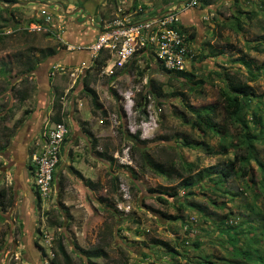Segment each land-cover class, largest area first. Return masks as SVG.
Returning <instances> with one entry per match:
<instances>
[{
  "label": "rangeland",
  "instance_id": "obj_1",
  "mask_svg": "<svg viewBox=\"0 0 264 264\" xmlns=\"http://www.w3.org/2000/svg\"><path fill=\"white\" fill-rule=\"evenodd\" d=\"M53 1L58 0H18L16 5L9 7L13 21L6 30H3L4 38L0 41V111L2 106L5 109L14 107L15 111L10 118L6 119L5 123H0V145L3 144L5 136L11 131H14L11 141L17 137L20 138L24 122L30 116L29 114L24 116L23 112L26 110L30 113L33 112L37 94L36 89L32 90L29 99L20 104L15 94L10 92L8 82L15 89H18L16 88L18 85L16 77L19 71L23 69L24 64L31 60V54L37 56L40 51L48 48L62 51L63 46H65L60 37L65 31H68L69 26L66 22L70 16L64 13L61 22L59 19L62 15L61 7H57L58 5L55 4L46 5L47 2ZM263 1L212 0L213 3L207 7L209 9L208 21L214 27L212 35H217L221 49H225L227 46L229 48L225 51L223 59L215 60L213 63H207L206 60V62L199 63L195 61L194 63L200 64L195 72L199 77L213 71L221 72L222 69H225L229 74H236L240 80L247 82L259 96V99L255 100L258 103L251 104V108L258 106L264 117V73L256 71L264 64V54H258L251 50L259 42L264 43ZM109 4H115V2H109ZM79 6L80 3L78 2L74 4L75 9ZM237 9H240L243 13L238 15ZM109 10L111 9L108 8V12ZM101 11L105 15L108 14L104 9H100L99 14ZM250 12L255 13V18L252 21L246 19V14ZM233 16L240 20L241 32L237 33L236 30L231 28L230 24L234 22ZM112 18L113 16L105 19L110 20ZM31 20H38L41 24H30ZM99 24L102 25V22ZM48 33L51 35L46 36ZM241 55L245 56L246 60L253 61L254 73L259 75L255 82L249 83L245 69L232 62ZM143 59L136 58L135 70L130 74L119 73L121 71L116 72L114 76H117L113 81H109L110 78H98L94 76L93 72L84 76V79L88 78L89 86L97 94L103 109L116 118L117 127L114 130H111V126L107 121L104 124H99V132H96V134L98 136V134L103 133V135L100 137L101 145L98 144L97 151L100 152L107 145L108 156L113 159L116 150L130 147V143L118 135L117 129L121 124L122 130L130 133L128 127L132 126L134 132H140L141 140L149 142L145 148L147 154L172 176L168 179L166 176L157 175L150 170L140 171L137 165V157L132 156V154L134 168L130 169L136 172V179H132L125 169L120 168L117 164L109 165L107 163L109 165L108 172H111V174L109 173L104 177V189H106V192L110 189V175L118 178V180L125 181L132 196V212L127 216L116 213L112 216V210L107 209L105 205L102 206L99 201V209H97L99 213L98 211V214L90 213L89 218H86L87 222H85L83 214L72 217L70 221V217L65 218L63 222L66 226L71 225V228H78L76 230L71 229V231L64 228L66 229L65 233L68 234L66 237L68 236L69 240L80 244L81 248H92L99 244L98 234L103 228V224H107L111 228V236L108 238L109 249L107 251L110 260L113 262L127 261L128 264H172L176 262L201 264L208 261L213 264H227L225 259L232 260V252L225 241L224 235L218 231L220 222L227 216L228 218L224 222L238 229L244 228L245 226L241 224H244L249 218L252 219L253 222L250 224L256 230L250 237H255V240H258V245H255L257 249L264 250V230L260 229L264 227V222H260L253 214L248 212V207L253 202L252 195L245 192L244 181L239 175L233 176L219 187L221 192L226 193L225 195H222L219 191L210 193V183L204 178L202 182L191 189L194 196L189 197L187 196L189 190L180 187L181 181L185 178L179 179L176 175L180 173L179 169L183 164L195 165L197 169H195L193 175H196L210 167L220 168L233 158L235 150L228 147L226 152L217 156L205 153L206 144L215 152L222 151L219 138L205 137L197 130H193L189 124L192 117L189 110L186 109L187 105L194 109L214 105L218 101V90L224 88L225 84L215 81L213 84L203 85L202 94H198V91L191 92L188 90L189 86L184 85V82L162 71L154 63L152 56L149 59ZM53 60V57L49 58L43 64L52 63ZM4 66L6 69H4ZM3 69L6 70L5 75L1 74ZM150 80H154L163 86V99L155 100L154 97L147 94L150 91ZM33 82H35L34 79ZM64 85L67 87L68 83L65 82ZM110 89L116 93L117 98L112 97L111 92H109ZM72 90L69 91L67 96L72 95ZM129 90L132 92L130 115L124 112V103L119 101L121 94ZM78 93L75 96L85 99L86 104L89 103L90 105L88 97H85L82 91ZM139 94L145 97L146 100L139 101ZM179 94L185 96V101ZM136 101H139L140 104L137 105ZM142 110L147 114L146 120L140 118ZM84 113L86 116L88 115L87 111ZM88 117L91 118L89 115ZM97 119L100 120L101 116L96 114ZM20 120H22V124L13 127ZM221 120L222 115L219 117V124H221ZM185 121L189 122L185 123ZM228 135H231L232 138H227L224 145H235L236 139L233 138L235 131L232 127L228 128ZM185 139L191 144L190 147L183 145ZM258 149L263 152L264 143L258 146ZM7 151L5 154L0 155V164L3 167L0 173V190H6L10 187V193H14L13 188L15 185L11 179L10 170H8L10 168H8L5 161ZM69 176L72 175L69 174ZM172 189L178 194L176 198L172 199L161 195L164 193L170 194ZM17 195L13 194L10 207H7L4 212L0 210V247L2 248L0 251V264H26L27 254L25 249L20 247L22 243H25V239H23L24 231L18 208L21 198L19 199V195ZM73 195L68 194V196ZM106 195L108 197V194H96L98 200L105 199ZM62 196L63 194H61L60 201H58L57 196L53 194L48 207L44 210L42 208L38 210L39 222L34 229L33 238H35L37 244H42L46 254L47 250L44 247V239L40 231L46 232L53 239L57 237L62 228L59 227L62 226V222L57 219L59 218L58 215H62L60 213L63 212L68 214V210L65 209L64 205H60V202L63 201ZM159 198H163L168 205H162L158 202ZM1 202L2 199L0 198V204ZM211 202H215V204L213 205ZM188 204H195L199 206V209L188 207ZM257 205L264 209L263 201L258 202ZM200 209L201 211H199ZM46 213H50L52 219L57 221L52 226L49 223L55 221L49 222ZM162 214L180 220L167 221L161 216ZM53 226L54 229L52 230ZM154 240L168 244L178 255L167 252V249L163 247L154 246L152 244ZM194 244L198 245L197 248ZM66 247L70 250L68 244H66ZM40 256L43 259L42 262L46 263L44 254H40Z\"/></svg>",
  "mask_w": 264,
  "mask_h": 264
},
{
  "label": "trees",
  "instance_id": "obj_2",
  "mask_svg": "<svg viewBox=\"0 0 264 264\" xmlns=\"http://www.w3.org/2000/svg\"><path fill=\"white\" fill-rule=\"evenodd\" d=\"M18 0H0V41L4 38L3 30H6L9 27V24L13 21L12 12H10L9 7L16 5ZM107 5L109 2H115V0H105ZM143 1H150V0H133V10H137L140 7V11L145 10V6H142L140 3ZM197 4L201 8L209 7L213 2L212 0H196ZM264 2V1H263ZM264 6V4H263ZM142 13V12H141ZM243 12L240 9H237V14L240 15ZM139 14V13H138ZM5 16V17H4ZM255 18V13L250 12L246 14V19L252 21ZM234 22H231V28L236 30L237 33L242 31V25L240 20L233 16ZM30 24L37 23L41 24L38 20H31ZM220 27V25H219ZM180 30L188 34V42L193 39V34L188 29L183 28L180 26ZM51 34L48 33L46 36H50ZM205 47V46H204ZM208 48V55H199L192 57L191 61H198L203 62L209 58L215 59L219 57H225V51L229 48L228 46L225 49H215L210 46L208 43L206 44ZM149 52H152V49H148ZM252 51L258 54H264V43L259 42L255 46L251 48ZM58 52V49L55 48H48L42 50L38 53L37 56L30 55L31 60L27 61L23 69L19 71L17 78L18 85L15 89L14 86L10 82H8V86L10 87V92H13L17 97L18 103L22 104L24 101L28 100L31 96L32 90L36 89V86L33 82L34 72L35 70L47 61L49 58L54 57ZM152 54V53H151ZM191 55V54H190ZM108 58L106 52H102L99 57L94 61V66L92 68V72L94 76H96L100 69L104 66L105 62ZM141 58H146L143 56ZM136 58L131 64L126 65L121 72L123 74H130L132 71L135 70L136 65ZM232 62L237 63V65L243 67L246 71L248 76V82H255L259 75L254 73L253 70V61L246 60L245 56L241 55L237 57L236 60ZM4 69L5 66H4ZM2 70L1 74L5 75L6 70ZM161 69V67H160ZM162 70V69H161ZM194 70V69H193ZM164 71V70H162ZM195 71V70H194ZM256 71L258 73H264V64L257 68ZM5 72V73H4ZM165 72V71H164ZM118 73V74H119ZM167 74L173 76V78L184 82V85L189 86L188 90L191 92L198 91V94H202V86L206 84H213L215 81H220L225 84L224 88H220L218 90V101L214 105L204 106L202 108L194 109L190 106H186V109L189 110L192 119L189 121H185V123L189 122L193 130H197L202 136L209 137V138H219V144L221 146V152L213 151L210 146L207 144L205 145V149L208 155L217 156L220 153H224L227 151L228 148H232L235 150L234 156L230 161H227L224 166L220 168L210 167L196 175H193L196 166L193 164H183L180 166V173H177V177L179 179H183L181 181L180 187L183 189H188L189 192L187 196H194L192 192V188L203 181V179H207V182L210 183L209 191L210 193H215L220 191V186H222L226 181L231 179L233 176L239 175L244 181L245 192L252 195V204L248 207V212L253 214L260 222H264V209H261L257 204L258 202H264V150L263 152L258 149V146L264 143V117L262 116L261 110L258 106L256 108H251V104H257L255 100L259 99V96L256 94L254 88L249 86L247 82L240 80L236 74H229L225 69L222 71H213L211 73L206 74L205 76L199 77L194 72H189L187 70L182 72H166ZM117 76V75H116ZM111 77L109 81H113L115 77ZM141 76V75H140ZM82 82V94L85 97H88L90 102V107L93 114L98 113L103 121L106 123L107 118V111L103 109L99 102V98L95 92L90 88L88 78L79 79L76 83ZM149 89L150 91L147 94L151 97H154L155 100H160L164 98L163 86L157 83L154 80L149 81ZM112 97L117 98V95L114 91L110 89ZM178 96V95H177ZM182 96L185 101V96L183 94H179ZM139 101L146 100L145 97L142 95H138ZM61 98L62 93L55 92L52 108L54 114L50 118V122L60 123L63 122L62 120V105H61ZM139 101H136L137 105L140 104ZM1 114H0V123H5L6 119L10 118V116L14 113V107L4 108L1 107ZM5 109V110H4ZM30 115V111L26 110L23 112L24 116ZM222 115L221 124L218 123L219 117ZM140 118L143 120L147 119V114L145 111L142 110L140 112ZM21 125L22 120L17 121L13 127L16 125ZM67 127V126H66ZM232 127L235 131V135L233 136L235 141V145L229 144L225 146L227 138H232L231 135H228V128ZM14 131L9 132L4 140L3 144L0 145V155L5 154L10 146V141L13 137ZM83 133L89 137H92L91 133L88 130L83 129ZM118 135L123 137L130 143V151L132 156L137 157V165L140 171H152L157 175L166 176L168 179L171 178V174H168L166 170L156 164L152 158L147 154L145 148L146 145L149 143L147 140H141L140 132L137 131L134 134H130L127 131L122 130V125L120 124L117 129ZM66 141V139H65ZM96 142V140H95ZM91 143V151L96 155V157L108 163L109 165H113L115 162L111 156H108V148L107 145L104 146V149L97 151L98 144ZM183 145L185 147H190V143L185 139ZM60 158V155H59ZM125 171L131 176L132 179H136V172L130 168H124ZM3 167L0 164V173ZM71 174L83 182L84 187L90 191L97 192L102 189V186L97 182H91L90 180H85L82 175L74 170L73 168H69ZM174 172V171H173ZM55 176V174H54ZM53 176V182L54 177ZM60 176V175H59ZM185 176V177H184ZM57 182L59 188L62 187L63 184V177H57ZM110 180V189L108 192V197L105 199H100V203L104 204L107 209L112 210L113 214H118L116 209H114V197L117 194L118 189V178L111 176ZM11 188H7L6 190H0V198L2 202L0 204L1 212H4L7 207H10L11 202L13 200V193H10ZM222 195H225V192H221ZM36 195V207L38 210H41V202L39 197L35 191ZM165 195L169 198H176L178 194L174 189L170 194H161ZM158 202L162 205H168L167 202L163 198H159ZM211 204H215V202H211ZM192 207L194 209H199V206L195 204H188V207ZM201 211V209L199 210ZM47 217L49 218L48 221H55L50 222V226L56 223V220H52L50 213H46ZM167 221H178L179 218H171L166 216L165 214L161 215ZM227 216L220 222V229L218 230L219 233L223 234L225 237V241L232 252V260L225 259L227 264H264V250L257 249L258 240H255V237H250L255 233V228L250 224L253 222L252 219L249 218L248 221L241 224L245 226L244 228L238 229L237 227H232L224 222L227 220ZM54 227V226H53ZM61 227V226H59ZM261 227V226H260ZM258 228V226H257ZM264 230V227L260 228ZM111 236V228L107 224H103V228H101L98 239L99 244L92 248H81L75 242L70 243V250L66 247L65 235L63 232H58L57 237L53 239V246L51 248L52 258L49 259L46 252L43 250L42 247H39L41 250L42 255L44 254V258L46 264H128L127 261H119L113 262L109 258L108 249H109V237ZM264 242V241H263ZM154 246L165 248L167 252L172 253L174 255H178L172 248L169 247L168 244L162 243L160 241L154 240L152 241ZM4 246V245H3ZM197 248V244H194ZM2 248L0 247V251ZM172 264H181V263H172ZM183 264H186L184 262ZM201 264H213L212 262L204 261Z\"/></svg>",
  "mask_w": 264,
  "mask_h": 264
},
{
  "label": "crops",
  "instance_id": "obj_3",
  "mask_svg": "<svg viewBox=\"0 0 264 264\" xmlns=\"http://www.w3.org/2000/svg\"><path fill=\"white\" fill-rule=\"evenodd\" d=\"M76 2L80 3V6L75 9L74 4ZM132 2L133 0H129L124 5H118L120 3L119 0H115V4H109L107 8V2L105 0H65V2L64 0H58L47 2L46 4L47 6L49 4H55L56 6L58 5L57 7H61L62 15L59 18L61 22L65 14L70 16L66 22L69 26L68 31H65L60 37L61 42L65 46H63L62 51L58 50L57 54L53 57L54 60L52 63L41 64L35 70L33 79L37 94L35 96L34 110L24 122L20 138L17 137L11 141L10 148L7 151L8 154L5 155V161L8 164V168H10L8 170H10V176L15 185L13 194H18L19 199L21 198L18 208L20 210V221L23 226V239H25V243H22L20 247L21 249H25L27 254L26 264H46L42 262L43 259L40 256L42 253L39 247L43 248V246L40 243L37 244L35 238H33L34 229L39 222V211L36 207L37 200L33 187L31 156L41 151L45 129L50 122L51 116L54 114L52 104L56 91L62 93L64 102L61 111V121L67 126L69 132L66 141L61 144L59 149V164L52 185V195L57 196V200L60 201L61 194H63V201L60 202V205L63 204L65 209L68 210V214L64 212L60 213L61 211L58 213L62 215L59 216L57 214L59 217L57 219L62 222L60 232L65 233L66 229L64 228H67L68 231L78 229L71 228V225L66 226L63 222L65 218L70 217V221L72 217L83 214V218L87 222L86 218H89L90 213H99V210H97L99 209V200L96 194H107L106 189L103 187V183L105 182L104 177L109 173L111 174V172H108L109 165L99 160L91 151V143H94L95 140L97 144L101 145L100 137L103 133L98 134V136L96 134V132H99V123L97 121L98 119L96 120V114H99H93L89 103L86 104L85 99L75 96L79 91H82V82L72 85L67 78L56 77L55 79H51L49 77L50 67L53 64L60 63V65L67 67H76L88 61V52L86 50L68 51L67 47L78 45L87 46L96 38L99 34L98 32L102 30L103 23L111 20L105 18L116 16L120 9L122 11L121 15H125L128 20L134 21L135 23H142L158 17L162 13L177 10L181 26L188 29L191 32L190 34L194 35L193 39L189 41V49L192 57L201 54L204 56L208 55L207 43L215 49H221L218 44L217 35H212L214 27L208 21V8H189L186 5L189 0H150L140 3L142 6H145V10L140 11V7L137 10H133ZM108 8L111 9L109 12ZM100 9H104L108 14L105 15L102 11L99 14ZM100 22H102V25L99 24ZM150 56L153 57V54L150 55L149 53L146 58L149 59ZM191 59L185 63L187 65L186 70L195 73L200 64L194 63ZM220 59H223V57L215 59L209 58L206 61L207 63H213L215 60ZM65 82L68 83L67 87L64 85ZM73 88L74 90H72ZM70 90L73 91L72 95L67 96ZM86 111L91 117L90 119L88 115H85L84 112ZM83 129L88 130L92 137L85 135ZM70 167L78 171L85 180L87 179L94 183L98 182L102 186V189L93 192L85 188L83 182L71 174ZM69 174L72 176H69ZM59 175L63 177L61 188H59L56 179L60 177ZM109 177L111 178V175ZM68 194L74 195L68 196ZM105 198H107V195ZM64 235L66 236L68 234L65 233ZM64 239V243L68 244L69 247L72 241L69 240L68 236ZM77 245L80 246V244Z\"/></svg>",
  "mask_w": 264,
  "mask_h": 264
},
{
  "label": "built area",
  "instance_id": "obj_4",
  "mask_svg": "<svg viewBox=\"0 0 264 264\" xmlns=\"http://www.w3.org/2000/svg\"><path fill=\"white\" fill-rule=\"evenodd\" d=\"M129 0H119L121 5ZM196 0H189L186 4L189 8L196 7ZM120 8V6H119ZM120 9L117 15L110 21L103 23L102 30L96 38L87 46L78 45L67 47L68 51L86 50L88 61L76 67H67L53 64L50 67L49 77L67 78L72 85L84 78L87 73H92L94 61L102 52H106L108 58L104 66L96 75L98 78H111L116 72L121 71L126 65L131 64L137 57H146L149 48L152 49L155 63L165 72H182L187 69L185 64L192 58L188 34L180 30V19L177 10L160 14L151 20L142 23H135L128 20L125 15H121ZM47 21H49L47 19ZM40 31V29L36 28ZM151 55V53H150ZM119 98V97H118ZM119 101L124 103V112L131 113L132 92L125 91L121 94ZM64 100L61 98V105ZM63 107V106H62ZM107 123L111 130L116 126V118L107 112ZM103 124L102 118L98 120ZM130 134H134V128L128 127ZM68 128L63 122H49L44 132V142L41 151L31 156V166L33 169V187L44 210L52 200L53 176L58 169L59 149L68 136ZM130 147H123L113 154L115 164L120 167L134 168V160L131 157ZM118 181L117 194L114 197V209L122 216H127L132 212V196L125 181ZM44 239V247L47 250L48 258H52L51 248L53 238L46 232L40 231Z\"/></svg>",
  "mask_w": 264,
  "mask_h": 264
}]
</instances>
